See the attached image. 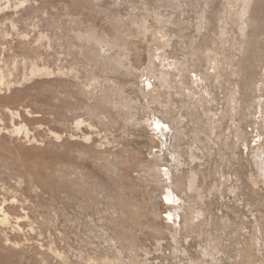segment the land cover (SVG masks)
<instances>
[{
	"label": "rangeland",
	"instance_id": "1",
	"mask_svg": "<svg viewBox=\"0 0 264 264\" xmlns=\"http://www.w3.org/2000/svg\"><path fill=\"white\" fill-rule=\"evenodd\" d=\"M0 8V138L75 155L94 189L44 193L2 166L24 209L16 264H264V0Z\"/></svg>",
	"mask_w": 264,
	"mask_h": 264
},
{
	"label": "bare ground",
	"instance_id": "2",
	"mask_svg": "<svg viewBox=\"0 0 264 264\" xmlns=\"http://www.w3.org/2000/svg\"><path fill=\"white\" fill-rule=\"evenodd\" d=\"M2 10L4 9L0 8V11ZM245 16L246 14L245 11L243 10L239 14V18H238L241 24H246V26H249V24L252 25L253 23H255V19H250ZM219 28L221 27L219 26ZM116 45H120V44H116ZM213 50L214 49H209V48H206L204 50L205 52L209 51V53L203 54L209 65H215V63H218L216 60H214L215 58L213 60L210 58V56L212 55L211 53L215 52V50L214 51ZM214 54L216 55V53ZM213 57L215 56L213 55ZM252 59L249 58L248 62ZM38 71H39L38 68H36V70L35 69L33 70V73L35 74V72ZM152 72H154V70ZM156 77L157 80L162 83V85H165L168 81L169 74L167 72H159L158 75H156ZM251 81L252 83L249 85V88H251V85L253 84L254 80ZM0 84L2 85V83ZM253 91L254 93L256 92L255 86L253 88ZM10 99L12 102L13 98L10 97ZM255 102L257 104L258 110L259 109L262 110V105H261L262 101L258 98V100L254 101V103ZM3 111L5 117L11 118L10 121L14 119L15 115H18L19 117V113L15 111V109L13 108L11 109L10 107L9 108L7 107ZM80 123L81 122H79V124ZM0 130L3 129L0 128ZM22 130L23 129L21 127L13 126V129L9 132L11 134L10 136H5L0 138V174L1 173L3 174L5 172L1 170V168H3L2 166H6L8 168V172L6 175L8 176V178H11L14 175L19 176L20 178L24 177L28 182L36 183L38 187L41 189V191H43L44 193L54 194L56 192L58 193L59 191H65L70 194L76 192L82 194L83 193L90 194L94 192L93 191L94 189L90 188V186L89 187L86 186L87 183L85 181L86 179L84 180L85 177L81 175L83 173L78 172L75 167L74 168L65 167L64 162L69 161L71 164H74V161L76 159L75 155L69 154L68 152L55 153L52 152L53 150L50 151V149L39 150L37 147L34 146L31 147L32 144H37L38 140H36L35 138H30L28 136L29 134H27L29 132H27L26 130H25L26 134L23 139L15 138L17 137V134H19ZM260 133L258 132V134L256 135L258 139L254 140L256 143L255 145H261V143L264 141L263 140L264 135L263 133L262 134ZM54 137L57 138L58 140L60 138L58 134H55ZM262 145H264V142ZM27 146H30V148H28ZM190 182L193 181L191 180ZM23 210L24 209L20 207L19 204H17L16 199L5 198L0 192V264H16L15 262L20 258H22L23 256V252L18 250V247L21 245V243H23L21 242L22 229H20V222L22 216L17 213L18 211H23ZM190 213L191 212H189V214ZM187 215L185 216V220H184L185 223H188V219L190 220L191 214L189 216ZM21 246H23V244Z\"/></svg>",
	"mask_w": 264,
	"mask_h": 264
}]
</instances>
